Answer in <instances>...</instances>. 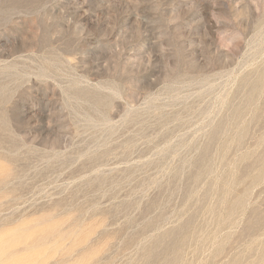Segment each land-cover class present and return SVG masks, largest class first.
<instances>
[{"label": "rangeland", "instance_id": "374dc122", "mask_svg": "<svg viewBox=\"0 0 264 264\" xmlns=\"http://www.w3.org/2000/svg\"><path fill=\"white\" fill-rule=\"evenodd\" d=\"M0 264H264V0H0Z\"/></svg>", "mask_w": 264, "mask_h": 264}, {"label": "bare ground", "instance_id": "6f19581e", "mask_svg": "<svg viewBox=\"0 0 264 264\" xmlns=\"http://www.w3.org/2000/svg\"><path fill=\"white\" fill-rule=\"evenodd\" d=\"M214 141V140H213ZM198 162V161H197ZM196 166V165H195ZM221 173V172H220ZM209 194V193H208ZM235 196V195H234ZM237 196V195H236ZM187 227V226H186ZM159 238V237H158ZM164 240V239H163ZM161 241V240H160ZM156 244V243H155ZM188 244V243H187ZM163 246V245H162ZM181 254V253H180ZM174 255V254H173ZM168 258V257H167ZM172 258V257H171ZM170 258V259H171ZM182 258V257H181ZM166 259V258H165ZM168 261V260H167ZM182 262V261H181Z\"/></svg>", "mask_w": 264, "mask_h": 264}]
</instances>
